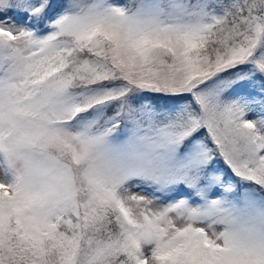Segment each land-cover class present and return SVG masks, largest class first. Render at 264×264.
Returning a JSON list of instances; mask_svg holds the SVG:
<instances>
[{"label": "snow or ice", "instance_id": "6c2138e0", "mask_svg": "<svg viewBox=\"0 0 264 264\" xmlns=\"http://www.w3.org/2000/svg\"><path fill=\"white\" fill-rule=\"evenodd\" d=\"M0 264H264V0H0Z\"/></svg>", "mask_w": 264, "mask_h": 264}]
</instances>
